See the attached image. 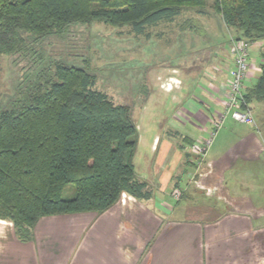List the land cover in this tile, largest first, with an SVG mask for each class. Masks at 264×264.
I'll return each mask as SVG.
<instances>
[{"label": "crops", "instance_id": "crops-1", "mask_svg": "<svg viewBox=\"0 0 264 264\" xmlns=\"http://www.w3.org/2000/svg\"><path fill=\"white\" fill-rule=\"evenodd\" d=\"M204 14L154 28H162L161 38L194 32L189 20L204 25ZM263 52L264 40L251 43L245 95L261 75ZM211 53L169 65L165 80H152L136 122L134 165L153 197L125 193L95 219L90 213L44 217L28 242L0 219V264H264V101L248 104L255 125L228 116L205 156L190 150L210 137L235 70L232 46ZM180 72L184 80L174 76Z\"/></svg>", "mask_w": 264, "mask_h": 264}, {"label": "trees", "instance_id": "trees-1", "mask_svg": "<svg viewBox=\"0 0 264 264\" xmlns=\"http://www.w3.org/2000/svg\"><path fill=\"white\" fill-rule=\"evenodd\" d=\"M207 3L0 0V55H31L36 62L45 57L36 50L42 41L64 39L74 25H130L146 33L148 27L181 17L186 8ZM212 7L237 39L264 40V0H213ZM34 70L28 77L32 81L22 83L0 112V219L11 221L17 236L28 242L44 217L102 214L124 193L151 199L153 189L134 165L139 134L131 107L97 90L96 77L83 67L59 61L55 68ZM252 100L264 101V62L245 95L247 105Z\"/></svg>", "mask_w": 264, "mask_h": 264}, {"label": "rangeland", "instance_id": "rangeland-1", "mask_svg": "<svg viewBox=\"0 0 264 264\" xmlns=\"http://www.w3.org/2000/svg\"><path fill=\"white\" fill-rule=\"evenodd\" d=\"M212 5L213 0H208L206 7L201 9H184L179 24L191 15L199 14L198 9L206 13L200 17L204 25L194 21V32L188 31L186 34L168 33L161 38L159 33L162 28L155 30L154 26L148 27L146 33H139L130 25L119 27L102 22L82 23L72 26L64 39L52 37L42 41L36 50L45 57L36 62L31 55L22 59L16 55H0V112L16 97L22 83L25 86L32 81L28 77L33 75L34 69L55 68V63L63 61L83 67L94 75L96 89L106 93L116 104L130 106L133 118L138 122L148 95L154 89L152 80L166 78L169 65L180 67L184 61L195 62L199 55H212V51L219 53L221 44H225L227 49L233 46L232 35ZM254 52H251L252 62H257V58H253ZM174 76L185 79L182 72ZM142 167L143 164L138 162V170ZM67 194L70 195V192ZM171 201L174 203L175 200ZM177 212L173 215L179 217ZM88 213L92 216L90 219L103 215L94 212L71 215Z\"/></svg>", "mask_w": 264, "mask_h": 264}, {"label": "built area", "instance_id": "built-area-1", "mask_svg": "<svg viewBox=\"0 0 264 264\" xmlns=\"http://www.w3.org/2000/svg\"><path fill=\"white\" fill-rule=\"evenodd\" d=\"M232 43L235 70L227 91L224 109L222 112H219L213 120L214 129L210 137L202 142H195L190 146L191 152L199 157L206 155L218 130L222 127L228 116L242 124H256L253 112L248 108L243 92L244 82L247 80L250 72L251 43L247 40L237 38H233Z\"/></svg>", "mask_w": 264, "mask_h": 264}]
</instances>
